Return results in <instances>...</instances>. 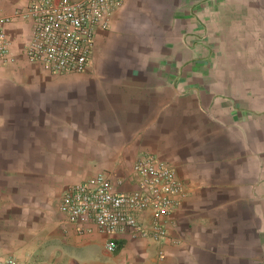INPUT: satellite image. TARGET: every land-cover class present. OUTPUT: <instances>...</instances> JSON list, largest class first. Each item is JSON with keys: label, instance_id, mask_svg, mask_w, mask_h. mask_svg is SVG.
<instances>
[{"label": "crops", "instance_id": "obj_1", "mask_svg": "<svg viewBox=\"0 0 264 264\" xmlns=\"http://www.w3.org/2000/svg\"><path fill=\"white\" fill-rule=\"evenodd\" d=\"M28 0H0V255L23 264H264V0H124L85 73L21 56ZM10 19V22H4ZM155 155L186 195L166 235L78 233L68 185L137 188ZM120 182V183H119ZM149 226L148 215L142 216Z\"/></svg>", "mask_w": 264, "mask_h": 264}, {"label": "built area", "instance_id": "obj_2", "mask_svg": "<svg viewBox=\"0 0 264 264\" xmlns=\"http://www.w3.org/2000/svg\"><path fill=\"white\" fill-rule=\"evenodd\" d=\"M124 0H28L24 14L31 21V34L21 56L53 74L87 72L94 53L95 36L107 30ZM5 19L4 22H10ZM10 39L0 22V62L9 59ZM137 188L120 192L111 177L98 174L68 185L59 199V210L74 229L83 234L94 227L109 239L104 247L113 252L118 236L166 235L163 220L187 194L175 170L149 154L133 163ZM120 183V182H119ZM148 215L149 226L142 216ZM0 264H23L12 255H0Z\"/></svg>", "mask_w": 264, "mask_h": 264}]
</instances>
